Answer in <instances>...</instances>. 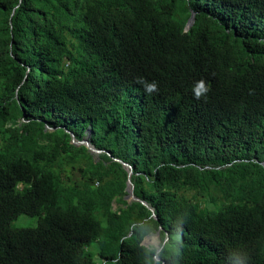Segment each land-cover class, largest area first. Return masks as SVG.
Masks as SVG:
<instances>
[{
  "label": "trees",
  "instance_id": "16d2710c",
  "mask_svg": "<svg viewBox=\"0 0 264 264\" xmlns=\"http://www.w3.org/2000/svg\"><path fill=\"white\" fill-rule=\"evenodd\" d=\"M0 264H264V0H0Z\"/></svg>",
  "mask_w": 264,
  "mask_h": 264
},
{
  "label": "water",
  "instance_id": "95a60500",
  "mask_svg": "<svg viewBox=\"0 0 264 264\" xmlns=\"http://www.w3.org/2000/svg\"><path fill=\"white\" fill-rule=\"evenodd\" d=\"M193 23H194V16H193V17L191 18V20L189 21L188 28H190V27L193 25ZM72 138H73L72 143L75 144L76 146H86V147L90 150V152L93 153V154H94V153H97V154H101V153H102V151L97 150V149L95 148V146H93V145L91 144V131H90V130L88 131V136H87L84 140H82V141H78V140H76V139H75V136H74L73 134H72ZM117 161L120 162V163H122L126 168L129 169V178H130V180L128 181V187H127V192H128L127 199L132 200V201H140V200L137 199V198L135 197V195H134V187H133V184H132V182H131V176H132V174H133V171H132V169H131V166L128 165V164H126V163H123V162L120 161V160H117ZM142 203H143L145 206L148 207V204H147L146 202H143V201H142ZM156 218H157V217H156ZM161 250H162V248L159 249V251H161Z\"/></svg>",
  "mask_w": 264,
  "mask_h": 264
},
{
  "label": "rangeland",
  "instance_id": "374dc122",
  "mask_svg": "<svg viewBox=\"0 0 264 264\" xmlns=\"http://www.w3.org/2000/svg\"><path fill=\"white\" fill-rule=\"evenodd\" d=\"M94 154L99 155L97 153H94ZM96 157H98V156H96ZM129 201H132V200H129ZM37 225H38V218L37 217H29V216H24V215L20 216L12 224V226L14 228H35V227H37ZM160 242H161V239L158 235L152 236L146 240L147 245H152L155 247H159Z\"/></svg>",
  "mask_w": 264,
  "mask_h": 264
},
{
  "label": "clouds",
  "instance_id": "9594fccd",
  "mask_svg": "<svg viewBox=\"0 0 264 264\" xmlns=\"http://www.w3.org/2000/svg\"><path fill=\"white\" fill-rule=\"evenodd\" d=\"M156 88H157L156 84L152 83L148 85L147 90L151 92V91H155ZM207 91H209V89L205 86L203 81H200L198 86L195 89V97L197 99H200L204 94L207 93Z\"/></svg>",
  "mask_w": 264,
  "mask_h": 264
}]
</instances>
